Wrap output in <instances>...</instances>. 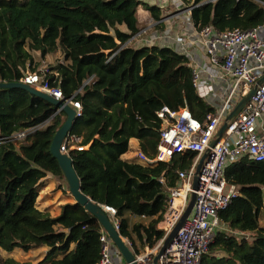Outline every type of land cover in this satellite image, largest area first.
Returning <instances> with one entry per match:
<instances>
[{
  "label": "trees",
  "instance_id": "1",
  "mask_svg": "<svg viewBox=\"0 0 264 264\" xmlns=\"http://www.w3.org/2000/svg\"><path fill=\"white\" fill-rule=\"evenodd\" d=\"M193 3L195 28L249 30L264 21V0H186ZM155 19L160 9L140 0H0V82H16L38 72L45 58L61 60L47 67L45 78L63 98L78 101L81 116L69 135L82 150L69 156L81 190L94 202L113 207L118 232L138 253L163 236L158 223L167 188L176 170L188 168L194 153L176 154L171 163L142 164L122 155L129 140L154 157L163 107H186L204 122L214 108L197 95L188 58L158 45L133 47L139 28L136 9ZM43 98L18 88H0V137L26 130L23 140L0 143V251L43 248L36 264H97L98 219L73 201L57 215L37 207L40 182L49 174L63 179L50 144L66 116ZM163 178V182H160ZM238 188L219 214L221 229L200 264H264V160L242 157L225 170ZM110 218L108 212H106ZM0 264H31L0 256Z\"/></svg>",
  "mask_w": 264,
  "mask_h": 264
},
{
  "label": "built area",
  "instance_id": "2",
  "mask_svg": "<svg viewBox=\"0 0 264 264\" xmlns=\"http://www.w3.org/2000/svg\"><path fill=\"white\" fill-rule=\"evenodd\" d=\"M194 6L196 5L191 2L190 9ZM195 30L205 60L198 65L191 63L186 57L192 69V82L197 95L209 103L214 111L206 116L204 122H200L186 107L175 111L167 107L161 108L157 112L162 120V127L155 156L149 157L140 149L135 151V161L142 164L171 163L176 154L187 152L194 153V158L188 168L176 170L177 183L167 188L166 207L157 225L163 231L162 238L155 245L145 246L138 253L124 239L134 254V264H200L203 254L222 227L220 212L229 206L238 191L235 185L226 181V168L242 157L254 161L264 160V124L261 123L264 116V82L257 86L254 94L233 120L227 122V128L220 140L209 148L218 128L235 104L264 74V21L249 30L234 28L218 31L211 26ZM47 70L46 67L38 72H27L20 81L54 99L65 100L61 90L51 86L45 78ZM218 80L225 85L220 94L214 89V82ZM66 102L75 110L76 117L81 116V105L78 101L66 99ZM58 112L59 109L55 110L53 116ZM26 133L23 130L10 136H1L0 143L23 140ZM78 142V137L68 134L59 151L69 154L70 149L82 150L83 147ZM205 152L206 157L198 172V188L194 190L192 179L195 167ZM159 180L163 182V178ZM192 192L195 200L189 215L154 263V257L164 238L180 219ZM106 211L112 215L114 220L111 221L118 229L119 224L114 217L116 210L107 206ZM99 241L101 247L97 264H130L123 260L104 230L99 235ZM118 256L121 260L116 262Z\"/></svg>",
  "mask_w": 264,
  "mask_h": 264
},
{
  "label": "water",
  "instance_id": "3",
  "mask_svg": "<svg viewBox=\"0 0 264 264\" xmlns=\"http://www.w3.org/2000/svg\"><path fill=\"white\" fill-rule=\"evenodd\" d=\"M262 82H264V74L249 89V91L246 94H244L235 104L231 112L227 115L225 120L222 122V124L218 128L215 134V137L210 142L209 148H212L220 140L224 131L227 128V122L233 120V118L239 113V111L243 108L246 102L254 94V92L257 89V86L261 84ZM0 88H18V89L25 90L31 95L38 96L50 102L51 104H53L56 110L59 109L60 111L64 112L66 118L54 133V136L52 138L50 148H49L50 153L52 154L53 157L56 158L59 164V167L61 169L63 178L68 186V191L70 195L74 198V201L82 205L88 212H90L92 215H94L98 219L103 230L108 234V236L110 237L111 241L113 242L114 246L118 250L123 260L130 264H134V254L129 248V246L127 245V243L124 241V239L121 237L118 230L113 225L109 216L107 215L106 213L107 206L94 202L89 196H87L86 194L82 192L79 177L77 176L73 168L72 161H71L69 154L61 153L59 151V147L63 139L69 134V130L72 124L74 123L75 119L77 118L75 116V110L68 104V102H66V100L54 99L49 94L29 84L23 83L22 81L0 82ZM208 150L209 149H207V151ZM206 154L207 152L203 153L200 156L198 163L196 164L194 176L192 179V188L194 190L198 188V172L200 171L201 165L203 163L204 158L206 157ZM194 200H195V194L194 192H192L190 195V200L183 214L181 215L180 219L175 224L173 229L169 232V234L164 238L157 255L154 257V260H153L154 263H156L159 255L165 250V248L170 243L171 239L176 235L178 229L182 226L183 222L189 215L192 209Z\"/></svg>",
  "mask_w": 264,
  "mask_h": 264
},
{
  "label": "crops",
  "instance_id": "4",
  "mask_svg": "<svg viewBox=\"0 0 264 264\" xmlns=\"http://www.w3.org/2000/svg\"><path fill=\"white\" fill-rule=\"evenodd\" d=\"M147 5H155L160 9L159 19H155L150 11L142 5L136 9V20L138 32L130 39L129 44L133 47L142 45H158L169 47L178 53L187 56L191 63L195 62L201 65L204 60V52L199 43L195 27L191 21L190 3L186 0H140ZM224 83L221 80L214 82V89L217 93L224 90ZM214 104V101H213ZM261 123L264 124V116ZM138 141L135 138L129 140V150L122 155V158L129 161H135V151L138 150ZM47 180V181H46ZM44 183L45 189L37 197V207L41 210H47L51 215H57L60 211L61 203H58L57 210L53 212L56 200H52L53 194L48 193L50 185L55 183V178L47 175L39 184ZM39 192V188H38ZM262 225V224H261ZM37 249V248H35ZM31 249L25 253L29 255ZM42 253V252H41ZM27 260L29 258H26ZM25 261V260H23ZM38 261V260H37Z\"/></svg>",
  "mask_w": 264,
  "mask_h": 264
},
{
  "label": "rangeland",
  "instance_id": "5",
  "mask_svg": "<svg viewBox=\"0 0 264 264\" xmlns=\"http://www.w3.org/2000/svg\"><path fill=\"white\" fill-rule=\"evenodd\" d=\"M191 4V3H190ZM61 60V55L59 52L53 53L49 56H47L45 58V60H43V62L41 63V65L39 66V70H42L50 65H53L55 63H57L58 61ZM30 72V71H29ZM54 178V177H52ZM47 181V180H46ZM41 189H45L44 183H41V185L39 186V195L42 194V190ZM48 193L53 194L52 200H56V203L54 205L53 208V212L55 210H57L58 203L64 204L66 202H73L74 198L70 195L69 191H68V186L63 179H58L55 178V183L50 185V187L48 189ZM41 192V194H40ZM38 195V196H39ZM110 215V214H109ZM110 219L113 221L114 219L112 218V215H110ZM260 224H262L264 226V209L261 212V218H260ZM24 251H22L19 248H15L13 249V251L11 252H5V251H0V256L2 257H13L19 261H23V260H27L26 258H29V262L31 264H36L37 260H40V258L43 255L44 249L43 248H37L34 249L32 251H30L29 255H25V253H23ZM42 252V253H41ZM121 260V257L118 256L116 258V262H119Z\"/></svg>",
  "mask_w": 264,
  "mask_h": 264
}]
</instances>
